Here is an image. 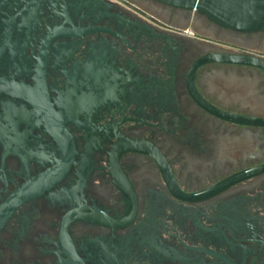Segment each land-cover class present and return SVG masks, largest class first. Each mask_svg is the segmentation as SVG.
Masks as SVG:
<instances>
[{
  "label": "flooded vegetation",
  "instance_id": "obj_1",
  "mask_svg": "<svg viewBox=\"0 0 264 264\" xmlns=\"http://www.w3.org/2000/svg\"><path fill=\"white\" fill-rule=\"evenodd\" d=\"M264 31L155 0H0V264H264Z\"/></svg>",
  "mask_w": 264,
  "mask_h": 264
},
{
  "label": "water",
  "instance_id": "obj_2",
  "mask_svg": "<svg viewBox=\"0 0 264 264\" xmlns=\"http://www.w3.org/2000/svg\"><path fill=\"white\" fill-rule=\"evenodd\" d=\"M168 6L197 10L212 22L240 32L264 31V0H155ZM264 68V62L257 59H230Z\"/></svg>",
  "mask_w": 264,
  "mask_h": 264
}]
</instances>
